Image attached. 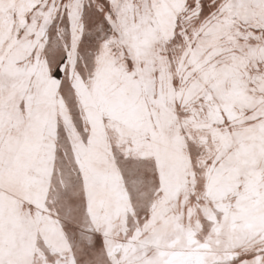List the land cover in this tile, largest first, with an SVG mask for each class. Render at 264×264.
Returning <instances> with one entry per match:
<instances>
[{"label":"snow or ice","instance_id":"snow-or-ice-1","mask_svg":"<svg viewBox=\"0 0 264 264\" xmlns=\"http://www.w3.org/2000/svg\"><path fill=\"white\" fill-rule=\"evenodd\" d=\"M0 264H264V0H0Z\"/></svg>","mask_w":264,"mask_h":264}]
</instances>
